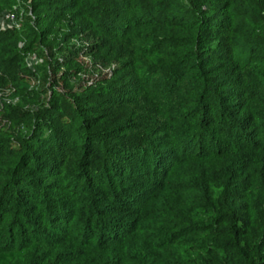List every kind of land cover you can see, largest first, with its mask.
I'll use <instances>...</instances> for the list:
<instances>
[{
	"label": "trees",
	"instance_id": "1",
	"mask_svg": "<svg viewBox=\"0 0 264 264\" xmlns=\"http://www.w3.org/2000/svg\"><path fill=\"white\" fill-rule=\"evenodd\" d=\"M3 254L264 264V0H0Z\"/></svg>",
	"mask_w": 264,
	"mask_h": 264
},
{
	"label": "built area",
	"instance_id": "2",
	"mask_svg": "<svg viewBox=\"0 0 264 264\" xmlns=\"http://www.w3.org/2000/svg\"><path fill=\"white\" fill-rule=\"evenodd\" d=\"M2 19L7 20V21H12L13 20V15L10 12H4L2 14Z\"/></svg>",
	"mask_w": 264,
	"mask_h": 264
},
{
	"label": "rangeland",
	"instance_id": "3",
	"mask_svg": "<svg viewBox=\"0 0 264 264\" xmlns=\"http://www.w3.org/2000/svg\"><path fill=\"white\" fill-rule=\"evenodd\" d=\"M7 260H8V255L5 254L0 255V264H6Z\"/></svg>",
	"mask_w": 264,
	"mask_h": 264
}]
</instances>
